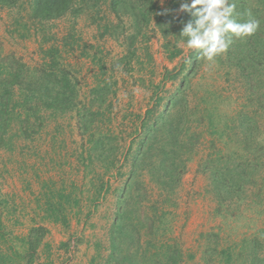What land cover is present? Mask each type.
<instances>
[{"label": "rangeland", "instance_id": "374dc122", "mask_svg": "<svg viewBox=\"0 0 264 264\" xmlns=\"http://www.w3.org/2000/svg\"><path fill=\"white\" fill-rule=\"evenodd\" d=\"M34 1L0 7V223L37 240L13 262L264 264V0H229L260 28L214 62L190 0Z\"/></svg>", "mask_w": 264, "mask_h": 264}, {"label": "clouds", "instance_id": "9594fccd", "mask_svg": "<svg viewBox=\"0 0 264 264\" xmlns=\"http://www.w3.org/2000/svg\"><path fill=\"white\" fill-rule=\"evenodd\" d=\"M180 11L189 14L180 37L186 38L185 46L198 50V58L214 62L227 52L234 39H246L260 28V21L247 11L246 22H238L236 3L229 0H190L180 5Z\"/></svg>", "mask_w": 264, "mask_h": 264}, {"label": "trees", "instance_id": "16d2710c", "mask_svg": "<svg viewBox=\"0 0 264 264\" xmlns=\"http://www.w3.org/2000/svg\"><path fill=\"white\" fill-rule=\"evenodd\" d=\"M13 1L14 0H0V7L2 8L6 4L11 5ZM74 6H75L74 0H35L34 5L33 6L31 5V12H29V15H32L35 18H40L43 21L44 20L49 21L52 19L61 18L65 16L66 14H68L69 12H70V15H71V12L73 15H76L77 12L76 13L74 12L77 9L73 8ZM14 24H15V29L20 27L23 30V34L21 35L22 37L24 36V33L29 31V28H28L29 25L25 21L24 23H21L18 20H16ZM17 31L19 32V30ZM68 36L70 38L68 46L73 47L74 42L77 43V40H78L74 33L73 26H71ZM49 56H52L53 58H58L59 53L57 54L56 50L54 51L51 50L49 53ZM66 86H68V84H66ZM149 125L150 124L147 121L142 126V128L144 129L146 127L149 129L150 128ZM0 237L3 239V242L9 243V244L7 243L6 248L8 250L7 253L10 255L6 257L1 255L0 264H3L5 262L4 258H7L8 264H13L14 263L13 260L23 261L25 260L26 257H28V262H30L31 259H33V250H34V247L37 246V243H36L37 240L32 239V237L28 239H22V246H20V249H18V247L15 245L14 242L12 241L10 242L8 241V239H6V236L4 235L2 231L1 223H0ZM22 252L24 253V255L22 254Z\"/></svg>", "mask_w": 264, "mask_h": 264}]
</instances>
